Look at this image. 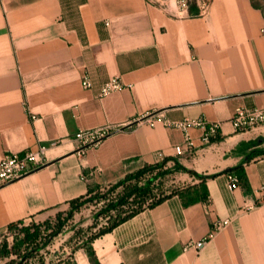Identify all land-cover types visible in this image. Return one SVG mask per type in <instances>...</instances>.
<instances>
[{
  "label": "crops",
  "instance_id": "0c3cea01",
  "mask_svg": "<svg viewBox=\"0 0 264 264\" xmlns=\"http://www.w3.org/2000/svg\"><path fill=\"white\" fill-rule=\"evenodd\" d=\"M85 75L92 87L83 85ZM113 76L127 86L99 97ZM263 104L260 0H211L204 13L155 0H0V160L49 146L44 166L0 187V233L14 221L67 212L91 186L177 159L199 174H219L201 183L177 171L181 193L92 241L99 264H264V154L246 162L264 147V125L237 131L230 121L238 106ZM150 111L222 125L206 143L203 129L191 127L188 149L181 128L136 121ZM110 123L124 128L77 152V131ZM240 164L248 190L228 179L226 170ZM226 218L201 251L184 249ZM62 259L92 264L80 242Z\"/></svg>",
  "mask_w": 264,
  "mask_h": 264
},
{
  "label": "trees",
  "instance_id": "16d2710c",
  "mask_svg": "<svg viewBox=\"0 0 264 264\" xmlns=\"http://www.w3.org/2000/svg\"><path fill=\"white\" fill-rule=\"evenodd\" d=\"M197 8V2L195 0H189V10L192 12H197ZM248 144L251 146H255L261 143H259L257 140L249 141ZM263 154L264 147H257L250 152L246 162H249L255 156ZM166 163L167 160L160 164H145L143 167L133 172H129L125 177L108 186H105L103 188L100 186L89 187V190L85 195H81L70 200V208L66 212V217H62V214L60 213L58 214L59 219L56 223V227L54 225V228L52 229V231H50V233H48V237L42 243H38L41 234L45 229L48 230L52 226V224L49 223V220H45L43 222L32 221L28 223L24 221H14L9 223L5 231L17 228L19 232L23 233V236H16L12 245H10L6 240L0 244V264H26V262H28L30 258L34 257L36 253H38L42 248L48 245V243L51 241L50 238L56 235L63 228V226L65 225V221H67V218L73 217L75 212L79 211L89 201L106 199L108 194H112L117 191L116 196L113 198H109L108 202L105 203V205L102 207L100 214L106 215L107 213H111L113 210L117 211L118 213L113 217L112 215L109 216L110 221L107 226L103 227L99 232L95 233L90 238L83 239L80 242V246L86 249L92 264H99L96 253L92 246V241L96 237L103 233L111 231L117 225L131 218L144 208L153 207L166 198L170 197L171 195L181 193V190H179L178 187H172V189L162 192L161 194L154 193V187L150 185V182L153 181V178L149 179L148 182L141 183L142 178L147 172H152L153 170L162 168L166 165ZM174 164V169L176 171H183L189 173L190 175L196 176L201 179V183L206 182L209 177H214L219 174H199L195 170L183 165L177 159L174 160ZM167 172L168 171H163V173L160 172L159 174H166ZM226 172L237 175L239 177V184H242L243 187L248 190L249 181L245 173L243 164L229 168L226 170ZM105 188H107V191L103 192ZM205 199H208L207 194L205 195ZM193 201H195V198L190 199V202ZM126 206H128L127 209H125ZM23 247L24 250L22 249ZM13 254H17L18 256H20V259L11 257ZM7 257H9L10 259L2 262L3 259ZM51 262H47L44 257L41 256L37 264H52ZM62 262L63 259H60V261L53 264H62ZM63 264L75 263L70 259H66L64 260Z\"/></svg>",
  "mask_w": 264,
  "mask_h": 264
},
{
  "label": "built area",
  "instance_id": "2783aa9c",
  "mask_svg": "<svg viewBox=\"0 0 264 264\" xmlns=\"http://www.w3.org/2000/svg\"><path fill=\"white\" fill-rule=\"evenodd\" d=\"M211 0H197V5L204 13L208 10ZM181 7L184 9L189 8L187 0H183ZM82 83L85 87H92L93 82L88 75L83 77ZM127 85L122 81L119 76H113L108 81L100 85L98 96L104 97L110 93L121 90ZM32 119H36V115H31ZM139 123H147L155 126L157 122H163L168 126H175L181 128L186 135V145L188 149L194 146V140L189 134V129L193 126L201 127L203 135L202 142H210L217 138L220 132L222 121H209L204 117L197 119L184 118L181 120H172L162 117L159 112L150 111L136 119ZM231 123L237 131H247L258 126L264 125V104L262 106H238L230 118ZM124 128L119 124H106L92 129H80L74 135L77 141V152L83 154L87 148L99 145L103 139L120 131ZM53 144V143H52ZM46 143H40L35 150H26L22 153H7L0 160V187H3L11 182L21 179L32 171L44 166L46 164V152L48 149ZM176 154L181 155L184 153V148L181 145L175 147ZM83 179H87V175H82ZM228 179L231 185L239 184V177L233 173H228ZM230 219H220L214 222L213 230L204 238L198 240H190L184 246V249H196L201 251L205 245L211 240L215 233L229 224Z\"/></svg>",
  "mask_w": 264,
  "mask_h": 264
},
{
  "label": "rangeland",
  "instance_id": "374dc122",
  "mask_svg": "<svg viewBox=\"0 0 264 264\" xmlns=\"http://www.w3.org/2000/svg\"><path fill=\"white\" fill-rule=\"evenodd\" d=\"M157 2L163 3L165 6H168L173 3V5L178 8H182L181 4L183 0H155ZM189 3V0H187ZM197 2V0H195ZM264 7V0H260ZM175 164L172 163L169 166L167 163L164 167L153 170L152 172H147L141 180V183L148 182L149 179L153 178V181L150 182V185L154 187L156 194H161L162 192L168 191L172 189V187H178L181 183H183V179L179 178V173L174 169ZM168 171L166 174H159L160 172ZM107 188L103 190L106 192ZM117 191L108 194L106 199H98L89 201L86 203L79 211L75 212L73 217L67 218L65 221V225L63 228L50 239L51 241L48 245L42 248L38 253L35 254L34 257L30 258L26 264H37L39 262V258L41 256L47 262L56 263L62 259L63 253L67 250H70L72 246H76L81 240L90 238L95 233L99 232L103 227L109 224V216H115L118 212L113 210L111 213H107L106 215L100 214L102 207L105 203L108 202L109 198L115 197ZM128 206L125 207L127 209ZM59 214V213H58ZM58 214L54 215L52 219H49V223L52 226L48 230H44L39 238L38 243H42L48 237V233L52 231L54 225L56 227V223L59 219ZM61 216H67L66 211H61ZM61 218V217H60ZM16 236L22 237L23 233L19 232V230H7L0 234V244L3 241H8L10 245L14 243V239ZM24 250V247L22 248ZM11 257H15L16 259H20V256L17 254H13ZM7 257L3 259L2 262L9 260Z\"/></svg>",
  "mask_w": 264,
  "mask_h": 264
}]
</instances>
